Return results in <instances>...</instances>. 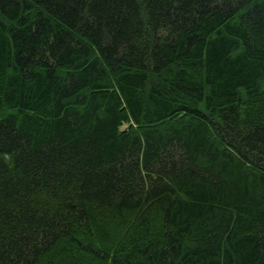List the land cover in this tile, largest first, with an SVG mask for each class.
Segmentation results:
<instances>
[{
    "label": "trees",
    "instance_id": "16d2710c",
    "mask_svg": "<svg viewBox=\"0 0 264 264\" xmlns=\"http://www.w3.org/2000/svg\"><path fill=\"white\" fill-rule=\"evenodd\" d=\"M0 264H264V0H0Z\"/></svg>",
    "mask_w": 264,
    "mask_h": 264
},
{
    "label": "rangeland",
    "instance_id": "374dc122",
    "mask_svg": "<svg viewBox=\"0 0 264 264\" xmlns=\"http://www.w3.org/2000/svg\"><path fill=\"white\" fill-rule=\"evenodd\" d=\"M101 226H102V227H105L106 225L103 224V225H101ZM107 227H108V226H107ZM111 231H112V230H111Z\"/></svg>",
    "mask_w": 264,
    "mask_h": 264
}]
</instances>
